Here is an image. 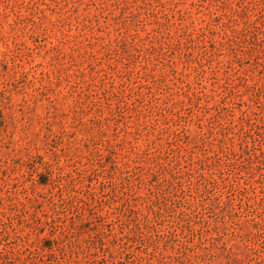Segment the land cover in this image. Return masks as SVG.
Instances as JSON below:
<instances>
[{
  "label": "rangeland",
  "instance_id": "374dc122",
  "mask_svg": "<svg viewBox=\"0 0 264 264\" xmlns=\"http://www.w3.org/2000/svg\"><path fill=\"white\" fill-rule=\"evenodd\" d=\"M0 249L264 264V0H0Z\"/></svg>",
  "mask_w": 264,
  "mask_h": 264
},
{
  "label": "trees",
  "instance_id": "16d2710c",
  "mask_svg": "<svg viewBox=\"0 0 264 264\" xmlns=\"http://www.w3.org/2000/svg\"><path fill=\"white\" fill-rule=\"evenodd\" d=\"M44 242H47L48 244L43 243V246L41 248L43 249H48L51 250L52 248V243L55 242V239H51V240H46L43 239ZM21 250L17 251V252H11L5 249H0V264H11L12 261L15 262L16 261H22L23 257L21 255ZM11 256V257H10Z\"/></svg>",
  "mask_w": 264,
  "mask_h": 264
}]
</instances>
